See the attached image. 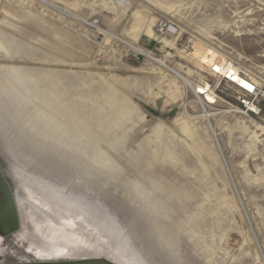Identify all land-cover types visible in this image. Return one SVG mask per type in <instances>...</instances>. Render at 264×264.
<instances>
[{
    "label": "rangeland",
    "instance_id": "374dc122",
    "mask_svg": "<svg viewBox=\"0 0 264 264\" xmlns=\"http://www.w3.org/2000/svg\"><path fill=\"white\" fill-rule=\"evenodd\" d=\"M97 29L213 93L207 121ZM0 47V169L21 210L46 217L23 186L65 201L135 264H264V105L247 113L202 61L264 90V0H0Z\"/></svg>",
    "mask_w": 264,
    "mask_h": 264
},
{
    "label": "bare ground",
    "instance_id": "6f19581e",
    "mask_svg": "<svg viewBox=\"0 0 264 264\" xmlns=\"http://www.w3.org/2000/svg\"><path fill=\"white\" fill-rule=\"evenodd\" d=\"M78 19H79V17H78ZM97 30L106 34L107 36H110L111 38H114V39L126 44L127 46H129L134 51L135 54H139V53L143 54L145 57H147L152 62L156 63L160 67L171 72L186 88H188L195 95L196 103L201 108V115L200 116L203 117L207 121V118L210 115L206 110V106H207L208 101L214 100L213 99V96H214L213 93H207V94L203 95V97H202L199 94V88L200 87L192 86L186 79H184V77H182L179 74V72H177L174 69H170L162 60L153 58L148 53H146V52L142 51L141 49L135 47L133 44L128 43L127 41L122 40V39L114 36L113 34L107 32V31H102L99 29H97ZM168 35H169V33H168ZM0 53H6V51L2 50V48L0 47ZM203 55L204 56L202 58V61L209 68L213 67V66H223V68L226 67V70H230L233 72L232 78L234 79V81H236L237 83L244 84L245 81L236 75V72H238V69L230 66L229 63L227 64L223 59H220L217 56V54L212 53V52H205ZM200 91H202V90H200ZM0 92H2V91H0ZM237 111L239 112V110H237ZM213 135L214 134L212 132V137L214 138ZM23 187L26 190L32 192V194H31L32 201H29L26 199L22 187H19V189L21 190V192L24 196L25 201L29 205L37 208L38 210L43 211L44 214H46V217H41V215H39L37 213H32L31 211L28 210V208H26L27 213H26V215L24 214L25 220L27 222H31L33 224L38 225V228L43 229L44 234L46 231L49 230V231H53V232H58V234L60 236H68V237L76 238V240L78 241L76 243V246H77L76 251L79 253L80 252H82V253H80L79 255L74 256V257H79V256L83 257L85 255V252L88 251L90 253H100L103 255L110 256L115 261H117L119 264H135L132 257L125 255L119 249V247L113 243L112 240L107 238L100 230L96 229L94 223L90 220V218L86 214H84L83 212H81L79 210H76L72 205L68 204L65 201L55 200V199H52V197H50L46 193L39 192V191L34 190L32 188H28L27 186H23ZM80 216H84V217H82L83 219H81ZM70 223H73L72 228L69 227ZM41 240L42 241L44 240V236L41 238ZM48 246L46 247V250L48 251V253L52 254L53 256H57V255L62 254L63 252L66 251L65 249H63L59 246H57L56 248L55 247H48ZM73 252H74V250H73ZM69 254L73 255L72 253H69ZM122 255L125 256L126 258H121ZM62 258H64V257H58L55 259L58 260V259H62ZM66 258H71V257H66Z\"/></svg>",
    "mask_w": 264,
    "mask_h": 264
},
{
    "label": "flooded vegetation",
    "instance_id": "af4514ba",
    "mask_svg": "<svg viewBox=\"0 0 264 264\" xmlns=\"http://www.w3.org/2000/svg\"><path fill=\"white\" fill-rule=\"evenodd\" d=\"M6 181L13 195L15 213L18 219V228L10 235H4L5 231L10 229L12 213L9 205L6 203L5 197L0 193V264L52 261L56 260L55 258L58 257H74L79 255V253H74L77 252V246L72 245V243L76 241V238L60 236L58 232L49 230L44 234L43 229L38 228V225L25 220L24 214L26 215L27 213L26 208L21 210L17 201L16 193L11 188L9 181L7 179ZM43 236L44 240L42 241L41 238ZM59 245L65 247L63 249L66 251L57 256L51 255L52 258H45V253H48L46 250L47 246L56 248ZM72 249L74 252H71ZM69 253H72L73 255H70Z\"/></svg>",
    "mask_w": 264,
    "mask_h": 264
},
{
    "label": "built area",
    "instance_id": "2783aa9c",
    "mask_svg": "<svg viewBox=\"0 0 264 264\" xmlns=\"http://www.w3.org/2000/svg\"><path fill=\"white\" fill-rule=\"evenodd\" d=\"M161 27L164 28L166 25L163 24ZM209 69L212 75L236 86L240 103L247 113L257 114L261 110L262 105H264V90L260 88L258 83L236 72V75L245 81L244 84L237 83L232 78L233 72L226 70V67L223 68V66H213Z\"/></svg>",
    "mask_w": 264,
    "mask_h": 264
},
{
    "label": "water",
    "instance_id": "95a60500",
    "mask_svg": "<svg viewBox=\"0 0 264 264\" xmlns=\"http://www.w3.org/2000/svg\"><path fill=\"white\" fill-rule=\"evenodd\" d=\"M0 193L5 197L7 205L11 210L12 216L10 220V229L5 231L4 235H10L18 228V219L15 213L13 195L10 187L6 181L5 175L0 169ZM21 264H119L112 257L103 255L100 253H92L90 256L75 257L64 260H52V261H35Z\"/></svg>",
    "mask_w": 264,
    "mask_h": 264
},
{
    "label": "crops",
    "instance_id": "0c3cea01",
    "mask_svg": "<svg viewBox=\"0 0 264 264\" xmlns=\"http://www.w3.org/2000/svg\"><path fill=\"white\" fill-rule=\"evenodd\" d=\"M45 100H47V99L45 98Z\"/></svg>",
    "mask_w": 264,
    "mask_h": 264
}]
</instances>
